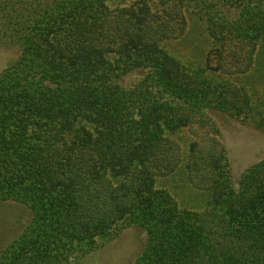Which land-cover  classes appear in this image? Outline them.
Wrapping results in <instances>:
<instances>
[{
	"label": "trees",
	"instance_id": "16d2710c",
	"mask_svg": "<svg viewBox=\"0 0 264 264\" xmlns=\"http://www.w3.org/2000/svg\"><path fill=\"white\" fill-rule=\"evenodd\" d=\"M111 1L0 0V36L21 48L0 73V202L35 213L0 264H68L96 236L113 240L133 225L148 233L135 264H264V158L235 187L218 140L207 165L166 135L205 107L264 131V112L228 87L194 84L161 47L164 17L149 0ZM248 3L235 31L243 37L255 20L261 36L264 0ZM136 68L148 74L129 90L121 76ZM174 176L183 180L174 187L205 200L181 207L157 186Z\"/></svg>",
	"mask_w": 264,
	"mask_h": 264
},
{
	"label": "rangeland",
	"instance_id": "374dc122",
	"mask_svg": "<svg viewBox=\"0 0 264 264\" xmlns=\"http://www.w3.org/2000/svg\"><path fill=\"white\" fill-rule=\"evenodd\" d=\"M137 1L140 0H115L109 4L117 8L136 4ZM248 2L249 0H149L148 8L151 12L158 10L156 12L162 13L166 35L162 38L161 47L178 59L186 76L194 84L198 87L205 83L211 87H228L239 96L246 95L256 110L264 112V34L258 36L259 31L254 24L259 22L255 20H251V27L243 36L250 38L243 39V34L239 36L235 31V22L245 18L243 13ZM6 15L5 9L0 11V17ZM145 18L149 21L152 15L148 14ZM2 23L0 18V26ZM250 34L254 36L251 37ZM20 53L18 44L8 43L7 39L0 36V73L17 61ZM147 74L146 68L125 72L121 76L122 85L129 90H138ZM176 103L184 104L179 99H176ZM184 117L187 123L181 127V131L167 130V137L183 153L190 154L197 150L199 155L202 151L204 159L207 157V165L208 150L214 145L213 140H218L226 148L235 187H238L244 169L264 158V131L252 127L248 123L252 120L237 118L229 112L212 107H205L200 114H186ZM186 163L182 157L179 170L185 168ZM165 178L167 177H157V186L166 187L165 189L174 193L181 207L186 205L183 200L194 202L197 206L205 200V194H196L199 198L195 199L192 193L179 186L174 187L175 184L183 183L181 179L179 183V177L167 179V186L162 183ZM34 214V210L25 203L14 200L0 202V260L3 250L29 228ZM147 240L146 229L138 225L127 227L113 240L107 241L96 236L90 247L72 251L68 264H135Z\"/></svg>",
	"mask_w": 264,
	"mask_h": 264
}]
</instances>
